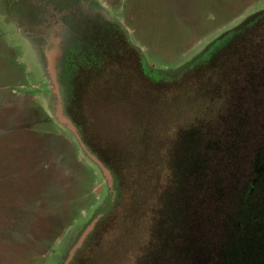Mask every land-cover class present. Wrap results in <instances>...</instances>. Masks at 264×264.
I'll list each match as a JSON object with an SVG mask.
<instances>
[{
  "label": "rangeland",
  "instance_id": "rangeland-1",
  "mask_svg": "<svg viewBox=\"0 0 264 264\" xmlns=\"http://www.w3.org/2000/svg\"><path fill=\"white\" fill-rule=\"evenodd\" d=\"M263 12L264 0H0V264H62L112 204L106 164L127 196L78 264H219L224 231L221 264H252L245 208L264 222V182L243 191L264 157V29L220 86L182 73ZM106 51L111 69L81 94L82 139L64 99L74 87L80 101L82 64Z\"/></svg>",
  "mask_w": 264,
  "mask_h": 264
},
{
  "label": "trees",
  "instance_id": "trees-1",
  "mask_svg": "<svg viewBox=\"0 0 264 264\" xmlns=\"http://www.w3.org/2000/svg\"><path fill=\"white\" fill-rule=\"evenodd\" d=\"M258 29H264V12L255 16L252 18L246 25L243 27L228 33L225 37L219 39L206 53L203 55L200 59H198L191 67L186 68L184 71V74L182 73V76L186 75L189 73L188 78L193 76H196L200 81L205 82L199 84L200 85H209L212 84L214 86H217L222 84L223 82L221 81V77L223 75L222 72H219V69L225 66L226 61L234 59L235 52H239L240 49L242 48V45L246 44L248 45L250 42V35L254 34ZM249 37V38H248ZM246 46L244 45L243 48ZM111 52L106 51L105 53H98V54H93V56L86 61V64H82L84 67L80 70V101L75 99L74 94L75 90L73 87V91L71 95L68 97L66 96L64 99V103L67 108L71 110L72 117L73 119H78L80 120V126L78 125V129L80 130V138H84L83 135V129L84 128V123L83 121L86 118V112L83 106V99H82V92L86 89H88L90 86V82H94L97 80V78L102 74H107L106 72L111 69V63L108 60L110 58ZM86 66L89 69H94L92 74H89L88 76L83 75V69H86ZM88 69V70H89ZM141 73L140 75L143 78H147L148 82L152 84V86L156 85L160 77H155L150 75L149 72H145L144 68L140 66ZM139 70V71H140ZM181 77V76H180ZM210 86V85H209ZM74 92V93H73ZM215 92V91H214ZM75 123V120H74ZM76 124V123H75ZM77 125V124H76ZM198 129H194L193 126L186 127L185 129L182 130V146H187L190 147L191 144L194 141V136L198 134ZM143 133L145 132V129L143 130ZM145 137V136H144ZM85 139V138H84ZM145 140L147 142V137H145ZM144 143V145L146 144ZM143 145V146H144ZM110 155V153H109ZM127 158V156H120L116 160L118 161H124ZM264 157L259 156L255 161L254 166L256 168H261L260 169V174L261 176L259 177L260 179H264ZM107 171L109 173V176L112 178V183H113V194H112V204L110 209L102 216V218L96 223L95 227L93 230L89 233L87 238L84 240L80 248L76 251L72 261L70 264H78L77 257L79 256L80 253V260L84 257V253L92 246L93 243H95L99 237L103 234V231L101 230V226L103 221L108 217V215L112 212V210L116 207V205H122L124 202V199L127 196V191L124 189L123 185L121 184V179L118 177V175L111 169L110 166L106 164ZM260 185V182H254L250 181L246 184V188L244 189L243 192H249L251 189L254 187ZM242 192V193H243ZM243 207V204L241 200L238 202V207L235 212V214L228 216L226 219L228 220V223H231L233 221V218L238 216L239 212H241ZM249 222L253 223L254 218V212H252V209L250 207L245 208ZM227 222L222 223L223 224V229L225 230V226L228 225ZM231 226V225H229ZM227 232V233H226ZM224 231V238H223V243L226 245L227 243L231 242L234 237H231L230 233L231 231ZM97 238V239H96ZM225 247L221 251V254L219 255V264H221V255L224 254L225 252ZM83 252V255L81 257V253ZM228 256V254H227ZM146 262L148 263L150 257L149 255L146 256ZM236 264V261H231L228 264ZM238 264H241L237 262Z\"/></svg>",
  "mask_w": 264,
  "mask_h": 264
},
{
  "label": "flooded vegetation",
  "instance_id": "flooded-vegetation-1",
  "mask_svg": "<svg viewBox=\"0 0 264 264\" xmlns=\"http://www.w3.org/2000/svg\"><path fill=\"white\" fill-rule=\"evenodd\" d=\"M72 27H77V29H79V26H74V25H71ZM70 48V47H69ZM68 54L69 55H73L74 52L72 49H68ZM95 54H98V53H95ZM64 106L65 103H64ZM70 118L72 119V121L74 122L73 120V117L70 116ZM77 131L78 133L80 134V130L77 128ZM253 173H252V178L250 181H254V182H264V179H260V169L261 168H256L255 166L253 167ZM238 202L241 200V196H238ZM260 213L257 214V213H254L253 215V218H254V221L253 224L254 226H257V234H258V238H257V241H258V250H256V253H255V256L254 258L252 259V264H264V222H261L260 221ZM259 219V220H258ZM258 220V221H257ZM224 247H225V244H224ZM224 249V248H223ZM219 260V259H218Z\"/></svg>",
  "mask_w": 264,
  "mask_h": 264
},
{
  "label": "water",
  "instance_id": "water-1",
  "mask_svg": "<svg viewBox=\"0 0 264 264\" xmlns=\"http://www.w3.org/2000/svg\"><path fill=\"white\" fill-rule=\"evenodd\" d=\"M62 121H65L68 123V125L70 126V128L77 132L72 120L66 116L61 115L60 116ZM94 157V156H93ZM111 207V203L108 202L99 212H97V214H95V216L93 217V219L89 222V224L84 228V230L81 232V234L79 235L78 239L76 240V242L73 244V246L70 248L66 258L64 259V261L62 262V264H70L76 251L80 248V246L82 245V243L84 242V240L87 238V236L89 235V233L93 230V228L95 227L96 223L98 222V220L110 209Z\"/></svg>",
  "mask_w": 264,
  "mask_h": 264
}]
</instances>
